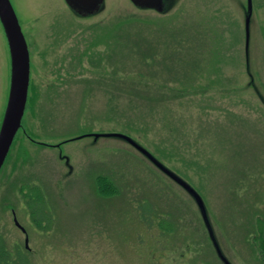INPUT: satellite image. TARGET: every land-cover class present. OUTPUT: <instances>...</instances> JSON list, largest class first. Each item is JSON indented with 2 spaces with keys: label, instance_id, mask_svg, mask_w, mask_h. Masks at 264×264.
Listing matches in <instances>:
<instances>
[{
  "label": "rangeland",
  "instance_id": "rangeland-1",
  "mask_svg": "<svg viewBox=\"0 0 264 264\" xmlns=\"http://www.w3.org/2000/svg\"><path fill=\"white\" fill-rule=\"evenodd\" d=\"M10 1L30 51V82L24 132L1 174L14 179L16 197L26 182L43 187L53 224L34 229L16 203L29 249L11 214L0 213L8 248L19 246L30 264H264V0H253L247 38V0H164L161 15L129 0H105L89 17L77 16L62 0ZM136 20L153 27L125 26ZM168 21L169 29L161 28ZM177 36L190 44L189 65L168 62L159 69L173 91L171 101L167 94L171 125L163 128L157 105L147 118L148 134L123 130L130 95L158 88L145 86L148 78L130 84L124 77L151 51L171 54L170 39ZM9 74L0 24V124ZM91 78L97 79L88 83ZM132 106L143 115V106ZM113 133L127 134L198 194L222 261L181 187L124 140L94 138ZM164 137L177 149L169 158L155 148ZM147 203L151 214L143 210ZM161 219L170 232L159 227Z\"/></svg>",
  "mask_w": 264,
  "mask_h": 264
},
{
  "label": "water",
  "instance_id": "water-1",
  "mask_svg": "<svg viewBox=\"0 0 264 264\" xmlns=\"http://www.w3.org/2000/svg\"><path fill=\"white\" fill-rule=\"evenodd\" d=\"M69 9L79 17L93 16L99 12L105 0H63ZM133 6L141 11H154L157 14H163L166 10L164 0H129ZM252 15V0H247V17L245 20V33L248 37V28L250 17ZM0 24L3 28L7 41L10 56V84L8 99L0 125V168L2 167L13 140L21 127L22 118L27 102V93L29 86V52L27 43L19 24L16 13L12 7L10 0H0ZM122 139L128 143L134 150L140 153L148 161L152 163L159 171L171 179L176 185L181 187L189 197L193 199L197 206L204 225L209 233L212 245L215 248L217 256H222L218 246L213 238L210 225L206 216V211L202 200L198 194L182 180L178 179L144 148L135 143L131 138L124 134H107L94 135L98 137Z\"/></svg>",
  "mask_w": 264,
  "mask_h": 264
},
{
  "label": "trees",
  "instance_id": "trees-1",
  "mask_svg": "<svg viewBox=\"0 0 264 264\" xmlns=\"http://www.w3.org/2000/svg\"><path fill=\"white\" fill-rule=\"evenodd\" d=\"M129 22L130 23L125 25V26H132V27H135V28H140V27L146 28V27H149V26L153 27L151 25H148L147 22L144 23L141 20L129 21ZM162 22H164V21H162ZM152 23H153L152 25H154V26L163 24V23H157L155 21H153ZM171 25H172L171 21H168V23H166V25H164V26H161V28L169 29L167 27L171 26ZM125 26H122V27H125ZM174 27H176V26H173V28ZM179 27L183 28L184 32H186L189 29H191V28L187 27L186 25H180ZM193 28L195 29V27H193ZM153 29L158 30L155 27ZM173 31H175V32L179 31L180 32L181 30H173ZM196 34L201 36V34L198 33L197 31H196ZM200 36L197 39H199ZM177 37H179V36H177ZM191 38H192V41L196 40L193 37H191ZM169 44L171 45V47H173V50H172L171 54H169V55H166V54H160L159 55L158 54L155 57V56L151 55L153 53V51H151V52H149L147 54V56L142 58V60H140L139 62L136 61V63L133 65L134 68H135V71L127 70V71H130V72H127L126 76L123 79L124 81L130 82V84H142V78H148L149 80L144 85L145 86L149 85V86H152V87L154 86V87H158V88H156L157 92H149V91L145 90L146 93H145V95L143 97L140 94L137 96V98L135 96H133V95H130V103H129L131 105L130 112L126 111V112H124L121 115V117H126L124 119L125 123L122 124V125L125 126V128L123 130L129 132L131 130V128H136L138 130L140 129L141 130V131L139 130L140 132L148 134L149 131L152 130V127L150 126L151 123L148 121L147 118H151L150 114L155 112V108H156L157 105H160L162 107L163 111H164V116L162 115L164 117V121H162L163 122V128H166L167 124H168V126L171 125L169 120L166 121V118H167L166 113H167L168 108H169V102L171 101L170 96L173 94V91L169 87L170 84L167 83L165 77H163L161 74H159V69H160L162 64L168 63V62L176 64V65H179L180 67H183V66L187 67L189 65L188 63L190 62V59H191V56H190L191 50L190 49H186V48L190 47V44L188 43V40L186 38H183V37H179L177 40L170 39V43ZM177 45L180 46V47H178ZM185 49H186V53L187 54L183 55L184 56L183 57L181 52H185ZM149 55H151V56H149ZM168 56L171 57V60L168 59ZM156 58L158 59V63H157L158 71L155 74V73H153L151 71H152L153 67H156V62H155ZM146 68L150 69L149 72H151V73L145 74V73L141 72V70L146 69ZM164 69L167 70V66L166 67L164 66ZM176 83H178V82H176ZM155 84H158V86H156ZM151 89L152 88H148L147 90L151 91ZM167 94H169L168 100H170V101L167 100ZM134 98H136V99H134ZM139 99L142 100L141 101L142 103H140V104H139V101H140ZM133 100L136 102V104L140 108L143 106L142 107L143 108L142 109V114L143 115H137L136 113L133 112L135 110V108L132 106V103H135V102H133ZM174 100H177V99H174ZM140 108H138V110H137L138 113H139ZM143 110H148V112H144ZM153 118H154V116H153ZM180 120H183V119L180 118ZM160 121H161V119H160ZM182 122H180V123H182ZM178 123H179V120H178ZM160 143L162 145L161 144L160 145L156 144V147L154 145L153 146L156 148V150H158V153L163 158H169L168 154H171V153H173L174 151L177 150L176 147L172 146L171 141L169 139H166L165 137L161 138ZM103 181L106 182V180H103ZM110 188H112V186ZM111 191H113V189H111ZM143 210L147 214H151L153 212L152 206L149 203H147V204H145L143 206ZM158 224H159V227L161 229H165L166 232H170L171 226H170V224H169L167 219L159 220Z\"/></svg>",
  "mask_w": 264,
  "mask_h": 264
},
{
  "label": "flooded vegetation",
  "instance_id": "flooded-vegetation-1",
  "mask_svg": "<svg viewBox=\"0 0 264 264\" xmlns=\"http://www.w3.org/2000/svg\"><path fill=\"white\" fill-rule=\"evenodd\" d=\"M97 77L99 78L98 79L91 78L88 79L87 82L91 83L93 79H97V80L103 79L104 81H109V79L105 80L104 79L105 77L102 76H97ZM25 114H26V108L22 119L21 127L14 138V141L10 147L7 156H9L12 150V146L18 135L21 132H24L23 122L25 119ZM34 143L38 144L41 147L51 148V145L47 143H42L37 141H34ZM8 160H9L8 157H6L0 169V178H1L0 179V213L11 214L13 225L24 235V249L28 251L29 248L27 245L29 238L24 227L21 226V224L16 218L14 212L16 203L21 205L23 208L25 207V210L28 216H30L31 221L34 225V229H38V230H46L51 227V224H53L52 215H51L52 209L48 203L47 195H45L46 192L43 191L44 188L43 187H42L43 189L40 188L36 182H32V183L26 182V184H23L19 190L20 195L18 194L17 195L18 197H16V191H14V188L11 187L12 183H14V179L9 180V178L12 177L9 174L8 175L1 174L3 167H5L7 162H9ZM102 180H106V179L103 178ZM106 183L112 186V184L107 180ZM6 242H7L6 238L4 237L3 234L0 233V264H30L29 262L30 260L27 258V255L21 253L22 250L19 249V246L15 245V247L12 246L13 249L11 248L9 249ZM16 249L21 253L20 255H18V257H15V254L16 255L18 254L16 253Z\"/></svg>",
  "mask_w": 264,
  "mask_h": 264
}]
</instances>
